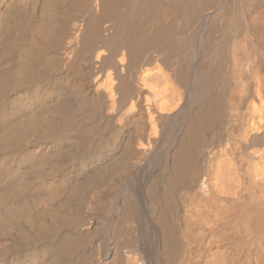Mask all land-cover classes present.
Here are the masks:
<instances>
[{
	"label": "bare ground",
	"instance_id": "bare-ground-1",
	"mask_svg": "<svg viewBox=\"0 0 264 264\" xmlns=\"http://www.w3.org/2000/svg\"><path fill=\"white\" fill-rule=\"evenodd\" d=\"M0 264H264V0H0Z\"/></svg>",
	"mask_w": 264,
	"mask_h": 264
}]
</instances>
